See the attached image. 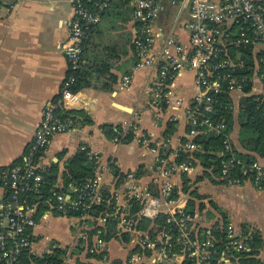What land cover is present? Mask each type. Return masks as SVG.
Returning a JSON list of instances; mask_svg holds the SVG:
<instances>
[{"label": "crops", "instance_id": "obj_1", "mask_svg": "<svg viewBox=\"0 0 264 264\" xmlns=\"http://www.w3.org/2000/svg\"><path fill=\"white\" fill-rule=\"evenodd\" d=\"M160 5L155 60L161 55L176 11L171 0H161ZM73 16L70 0H0V167L10 166L22 158L43 118L46 104L60 94L69 70L63 45L69 39ZM105 21L103 19L100 27L103 38L98 40L102 44L94 49L100 57L119 55L112 68L118 81L109 90H104L106 78H102L80 91L78 109L90 115L92 124L76 125L71 133L56 134L40 165L42 169H48L58 164L60 173L56 184L64 187L62 174L69 159L85 146L99 157L104 166V185L110 194L119 197L120 203L125 202V178L129 172L137 174L143 189L159 196L163 179L157 172L159 157L169 153L167 150H171V154L177 153L190 139L185 111L198 93L195 72L186 69L178 76L170 103L159 99L154 91L156 67L137 68L138 58L129 45L124 46L126 38L116 35ZM127 26L126 31L133 35V20ZM178 34L184 43L189 42L185 29L180 27ZM112 46L114 50L108 51L107 48ZM88 48L89 57L91 54L93 59L92 47ZM258 49L257 52H264V46ZM127 75L133 80L124 86L123 79ZM263 91V83L254 78L252 93L262 95ZM244 96L242 91L231 92L236 117L231 139L241 151L244 149L239 142L238 114ZM173 121L174 131L165 138L167 125ZM103 125H112L115 130L118 126L127 130L135 128L132 129L135 137L131 142L120 143L118 138L106 136ZM141 138L148 142L139 141ZM256 157L264 165V156ZM203 174L204 169L197 161L192 168L178 171L172 177L177 202L185 200V208L190 200L195 204L192 225L199 236L221 227L225 215L227 224H233L240 234L242 226L247 225L259 230L264 239V188L249 181L230 186L214 175L201 178ZM146 223L149 225L146 228L142 225L141 231L154 229L153 222ZM96 224L78 216L50 214L34 228V242L27 256L42 257L58 247L67 250L68 264H111L113 261L127 264L136 251L135 236L128 234L126 240L124 234L115 233L104 249L108 260L102 261L103 258L97 257L101 253L89 252V246L95 240L92 230ZM259 258L264 262V248ZM26 261L22 264H27ZM224 264L237 262L226 258Z\"/></svg>", "mask_w": 264, "mask_h": 264}, {"label": "built area", "instance_id": "obj_2", "mask_svg": "<svg viewBox=\"0 0 264 264\" xmlns=\"http://www.w3.org/2000/svg\"><path fill=\"white\" fill-rule=\"evenodd\" d=\"M70 1L74 16L63 52L69 66L74 69L80 62L82 41L87 30L101 21L102 13L114 2L121 0ZM128 1L133 9L135 24L134 44L139 57L136 67H156L154 91L157 97L170 103L178 76L186 69L195 72L198 93L185 111L190 139L183 148L196 150L198 146L193 139L202 132L223 134L219 178L230 186L241 185L240 178L230 177L232 169L241 166L244 174L253 177V181L249 182L260 186L264 182V165L259 161L247 163L241 160L231 134L225 130L224 121L216 122L209 113L213 112L214 94L223 91L224 87L231 92L243 91L247 80L239 79L232 73L243 65V61L240 54L234 57L229 49L242 46L257 52L259 46H264V5L257 0H171L176 11L161 55L155 60L161 0ZM180 27L188 32V43L181 40L178 34ZM261 62H264L263 57L258 61L252 81L258 78L264 85V70L260 71L259 67ZM132 80L131 75L125 76L123 85H130ZM73 82V76H66L58 99L46 104L43 118L23 154V163L0 167V264H22L23 255L33 245L34 228L50 214L73 215L97 222L95 240L89 246V252L104 253L102 261L108 260L104 251L107 240L102 234L106 232L105 224L110 217L116 220L118 235L135 236L133 243L136 251L127 264H176L181 259V264L186 259L193 264H204L210 258L209 248L214 246L215 241L212 238L202 240L193 235L194 215L177 205L172 182L173 175L178 171L193 167L191 160L178 162L176 153L159 157L157 172L163 178L159 196L143 189L137 174L129 172L125 178V202L120 203L119 197L110 194L104 185V166L99 157L84 146L83 149H88V155L95 158L97 164L94 177L82 185H71L69 190L57 184L44 189L41 153L56 134L71 133L76 129L71 116L58 114L61 109H78L80 91L71 89ZM136 202L140 204L137 211L134 210ZM103 203L107 206L105 210L95 213V207ZM162 215H166V224L160 226L157 220ZM142 220L153 222L154 229L141 231ZM227 232L231 245L235 249L243 248V240L239 238L241 234L233 224H228Z\"/></svg>", "mask_w": 264, "mask_h": 264}, {"label": "trees", "instance_id": "obj_3", "mask_svg": "<svg viewBox=\"0 0 264 264\" xmlns=\"http://www.w3.org/2000/svg\"><path fill=\"white\" fill-rule=\"evenodd\" d=\"M258 2L264 5V0H257ZM129 7L131 11H133L128 0H121L114 2L109 9L102 13L101 21L96 24L90 26L84 35L82 41V54L80 58V62L76 68H72L69 66L67 76H73L74 82L71 86L73 91H81L84 88L92 85L94 81H101L102 78H106L102 89L109 90L113 83L118 81V77L112 72V68L114 67V62L117 61L119 55H112L100 57L98 53L95 52L94 47L97 45H101L102 43L98 42V40H102L103 32L100 30L103 19H107L112 15L113 10H119ZM116 13V11H115ZM127 22L129 18L126 17ZM110 27L109 22L107 23ZM238 33V31H237ZM132 34V33H131ZM129 34L126 36V40L124 42V46L127 48H132L135 56L139 57L136 53V46L134 44V34ZM133 37V38H132ZM92 47V52L95 54L94 58L91 59V54L89 57L88 51L89 47ZM120 48V47H118ZM108 51L112 52L113 46L107 48ZM229 51L233 54L234 57H238L241 55V60L243 61V65L240 68H237L232 73L237 76L239 79H246L247 83L243 88L244 97L241 100L240 110L238 114V123L240 126L239 132V142L241 147L244 149L243 151L236 149L238 157L250 163L252 161H258L256 156H264V95H256L252 93L253 81L252 78L255 75L256 67L260 58H264V52H255L251 47H230ZM125 53L127 51H124ZM123 52V53H124ZM122 53V54H123ZM124 53V54H125ZM260 71L264 70V62L260 63ZM213 112L209 113V116L215 120L216 122L224 121L226 125V132L231 134L235 123V111L233 108V101L231 99V91L224 87L223 91L214 94L213 96ZM58 99V97L56 98ZM58 114H63L62 116L69 115L71 116L76 125L82 124H92V119L90 115L80 109H70V110H59ZM175 121L169 122L167 125V130L164 134V137L167 138L174 131ZM104 132L108 138H118L120 143H128L131 142L135 133L129 128V130L124 129L122 127H117L115 130L112 125H103ZM223 134L215 135L213 132L205 131L196 136L193 141L197 144L198 148L193 151H189L184 149L183 147L178 151L177 161L183 162L186 160H191L193 165L196 164L197 161L200 162L201 166L204 169V174L201 178L209 177L212 178L213 175L216 176L222 183H225L224 180H221L219 176L222 172V165L219 153L223 150ZM189 140L184 142L185 146ZM79 149V151L73 155L63 172V180H64V189L69 190L71 185H82L86 183L88 180L94 177L97 164L95 162V158H91L88 155V149ZM245 150L247 152H245ZM171 150H169L168 154H170ZM45 151L41 153L43 157ZM255 154V155H254ZM40 155V154H39ZM23 163L22 158L17 159L11 166L16 164ZM41 172L44 174V189H49L52 185L57 183V179L60 173L59 165L53 164L52 167L48 169H42ZM230 177L240 178L241 183H245L249 180L253 181V177L246 175L243 173L241 166H238L232 169L230 173ZM260 188H264V182L258 186ZM187 190V187H185ZM196 197H199L195 194ZM174 197L178 199L177 194L174 191ZM188 205L186 208L184 207L185 200H180L177 202L178 206L183 207L190 214H194L195 204L193 200L187 202ZM106 204L103 203L96 208L95 213H99L101 210H105ZM140 208L139 203H135L134 210L137 211ZM110 213V211H109ZM73 216V215H70ZM224 224L221 227L213 228L211 233H205L203 236H199L197 231H193V235L198 236L202 240H206L208 238H212L215 241L213 247H210V258L204 264H224L225 259L229 258L231 261H236L237 264H264V262L259 258V255L264 248V239L259 230L251 229L247 225L242 226L241 237L243 240V248L235 249L233 245H231V239L228 237L227 232V218L225 215L222 216ZM146 222H150L148 220H142L140 223V229L142 225L146 228L149 224ZM157 224L162 226L166 224V215H162L158 220ZM106 226V232L102 234L103 238L106 240H110L116 233V220L114 218H108ZM93 234H95L96 230H92ZM124 238L128 240L126 234H124ZM27 252L22 257V263L31 264L29 260H31L35 264H68L66 261L67 250L64 248H55L52 253H47L42 257L39 256H27ZM97 257L103 258L104 253L98 255ZM31 258V259H26ZM111 264H122L119 261H113ZM183 264H193L190 259H186Z\"/></svg>", "mask_w": 264, "mask_h": 264}, {"label": "rangeland", "instance_id": "obj_4", "mask_svg": "<svg viewBox=\"0 0 264 264\" xmlns=\"http://www.w3.org/2000/svg\"><path fill=\"white\" fill-rule=\"evenodd\" d=\"M113 11L114 12H112V15L108 17L105 22L106 24L109 22L110 27L112 28L113 32L116 33V35L126 38V36L130 34V32L126 31V29L128 27L127 24L133 20V11H131L129 7H125L122 10L115 9ZM126 17L129 18L128 22Z\"/></svg>", "mask_w": 264, "mask_h": 264}]
</instances>
